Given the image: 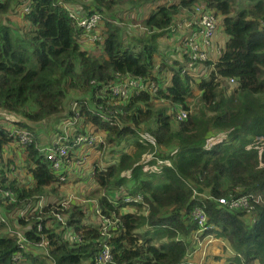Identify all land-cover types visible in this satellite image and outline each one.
I'll return each mask as SVG.
<instances>
[{
  "label": "trees",
  "instance_id": "16d2710c",
  "mask_svg": "<svg viewBox=\"0 0 264 264\" xmlns=\"http://www.w3.org/2000/svg\"><path fill=\"white\" fill-rule=\"evenodd\" d=\"M143 1L155 5L145 25L158 33L149 41L125 43L123 30L112 25L106 12L114 0H0V15H24L34 27L21 34L0 23V109L35 123L67 121L78 113V132L92 124L106 133L107 147L118 149L111 151L114 162L95 164L92 178L103 194L98 206L104 219L102 226L89 225L82 207H57L68 175L57 174L40 152L37 132L0 120V206L33 244L22 246L0 225V264H17L15 254L23 264H95L105 247L111 250L110 264H193L188 255L197 247L191 241L210 234L233 251L223 264H264V0ZM197 6L221 19L219 34L224 36L217 60L197 66L207 75L201 78L186 70V58L178 67L155 63L158 38ZM71 12L78 17L97 13L107 21V30L105 25L100 32L104 42L89 46L102 47L101 56L82 45L83 31ZM164 73L170 74L169 81ZM117 75L149 78L158 92L134 93L124 105H115L102 90ZM230 79L235 86L228 84ZM193 87L199 92L195 109L189 105ZM72 94L83 98L74 99L77 110L68 113ZM159 98L187 111L188 118L176 122L154 105ZM14 130L29 131L32 143L10 150L17 144ZM21 151L29 162L28 184L4 167L7 155ZM8 190L15 195L12 203L1 197ZM251 195L262 199L251 217L217 201ZM52 196L55 204L49 201ZM41 199L48 205L33 212ZM196 207L209 218L203 232L192 217ZM20 211H27L24 218L14 216ZM56 213L65 215L67 223L59 222ZM68 231L76 233L79 243L66 240ZM42 241L47 251L41 254L35 249Z\"/></svg>",
  "mask_w": 264,
  "mask_h": 264
},
{
  "label": "built area",
  "instance_id": "2783aa9c",
  "mask_svg": "<svg viewBox=\"0 0 264 264\" xmlns=\"http://www.w3.org/2000/svg\"><path fill=\"white\" fill-rule=\"evenodd\" d=\"M26 11H28V9H26ZM13 16L19 18L24 15L19 16L16 14ZM70 16L78 19V25L83 31L82 45L84 47L104 42L103 36L100 33L103 24V18L100 14H84L78 17L76 13L71 12ZM220 22L221 19L215 16L211 11L205 9L204 6H197L194 10L188 13V17L185 20L178 25L175 24L176 26L171 27V33H178L184 37L183 57L187 59L186 70H189L190 66L192 68H196L197 66L201 67L207 62L212 61L213 51H216L219 57L220 50L217 49L216 43L219 39ZM115 79V81L104 87L102 94L103 96L106 94L111 95V98L113 99L112 103L118 106L124 105L128 98L134 93L148 92L151 95H156L158 92V86L149 78L145 79L131 75H117ZM228 84L232 87L235 86V79H230ZM77 107L78 104L74 103L73 106H71V110L76 112ZM173 112L176 113L174 117L176 122H182L188 118V112L185 110L174 108ZM75 115L76 116H73L72 119H67L65 123L60 125V132H57L52 136V143H47L39 148L47 161L51 162L52 168L57 174L66 173L69 177L76 175L79 178H85L89 175L90 166L92 167L91 161L86 159L88 152H97L98 149L104 148L106 146L107 135L105 132L98 130L97 127L92 124L86 125L84 133L78 132L75 127V122L78 121L77 117L79 114L76 113ZM14 133L17 138L15 140L17 144L10 146V150H12L14 146V148L18 146L25 147L32 143L31 133L29 131L14 130ZM14 176H16V173H14ZM1 197L4 201H9L11 203L15 201V195L10 190L2 192ZM49 201L54 203V200ZM130 201V199H127V202L130 203ZM217 201L221 206H224L230 211H240L244 213L246 217H251L255 210V205L260 204L262 199L261 197L251 195L240 197L231 196V198H220L217 199ZM38 202V205L33 209V212L35 213H39L46 205H48V202H46L45 199H41ZM56 205L62 210L65 209L63 203H57ZM26 213L27 211H20L14 216L24 218ZM96 213L102 220L104 219L101 216V210L98 205ZM55 217L62 224H66L61 214L56 213ZM192 217L199 226V232H203L207 229L206 227L209 218L203 208H194L192 211ZM108 223L110 222L108 221ZM0 225H4L7 228L8 234L10 233L12 236H16L18 243L22 246L31 244L25 236V231L21 228L13 227L7 216L0 214ZM106 229L107 226L104 228L103 234L106 232ZM39 232H42L41 227ZM66 240L71 243H79L80 238L76 233L68 231ZM212 241L208 240V244H211ZM45 246L46 243L42 241L40 244L36 245V248L46 253L47 250ZM200 251L203 252L202 250ZM21 258L20 254H15L13 256V261L17 264H23L21 263ZM111 260L112 254L109 247L103 248L94 259L95 264H110Z\"/></svg>",
  "mask_w": 264,
  "mask_h": 264
},
{
  "label": "rangeland",
  "instance_id": "374dc122",
  "mask_svg": "<svg viewBox=\"0 0 264 264\" xmlns=\"http://www.w3.org/2000/svg\"><path fill=\"white\" fill-rule=\"evenodd\" d=\"M93 0H89L86 2L92 3ZM115 5L112 8V10H107V15L112 19L113 22L112 25H117L123 30L122 37L125 39L126 42H131L135 39H141L145 41L150 40V36L153 34L158 33L157 31H151L149 28L145 25V18L146 16L152 12V8L155 7V5H147L143 0H114ZM173 0H167L166 2H171ZM69 7V4H68ZM79 7V6H78ZM5 16V15H4ZM0 15V23H8L11 24L14 28L18 30L21 34L29 33L30 31L34 30V27L29 24L27 20L23 17H19V21H11L9 16L6 15L4 17ZM106 16V15H105ZM181 17H178L176 19V25H178L181 20L185 19L187 16V12L180 15ZM107 22V21H106ZM106 22L102 24V30L105 31V25L107 30V24ZM175 25V26H176ZM182 35L178 33H167L166 36L163 38H158L157 40V46L158 51L155 56L156 61L155 63L157 65H160L161 62H168L171 66H177V63H183L185 62V59L183 57L184 52V46L179 45L180 38ZM219 39L217 40L216 47L219 50L224 41V36L222 34H219ZM136 43V42H135ZM133 44V43H132ZM93 48V47H92ZM87 49H90L87 47ZM96 57H99L102 55V47L97 46L93 49H90ZM212 59L217 60L218 53L216 51H213L212 53ZM212 60V61H213ZM178 67V66H177ZM191 71H193L194 77L201 78L207 76L205 72H203L199 67L192 68L190 66ZM189 69V70H190ZM165 75L166 81L170 80V74H162ZM198 80V79H197ZM228 90L231 91L232 89L228 86ZM193 94L194 98H192L189 101V105L192 109H195L199 103V92L197 91L196 87H193ZM83 96L79 94H72L69 97V101L67 104V111L69 113L71 106L74 104V99H82ZM154 105L159 108L160 110H164L167 113H171L172 115H176V113L173 112V109L175 108L174 105H172L170 102L165 101L163 98H159L155 100ZM66 117L67 114L65 113L63 117ZM76 116V115H74ZM2 122H4L5 125L10 126L13 125L7 120L0 119ZM63 118L60 119H49L47 122H45L44 127L40 129H33L37 134L39 135V141L40 146L46 145L47 143L51 142V137L54 133H57L59 131L61 122ZM66 121V120H63ZM88 124V123H87ZM86 124V125H87ZM124 147V146H123ZM116 147H111L108 145L104 148L98 149V151H90L88 152L86 159L90 160L92 163V167L89 168V175H87L85 178L79 179L77 176L72 175L69 177L68 181L69 184L65 185L59 193L58 200L64 204V210H69L73 206H80L85 209L86 216L84 221H86L87 224H94V225H101L102 221L98 216L95 214V208L96 205L99 204V198L102 196V191L98 192V186L95 182V180L92 179V172L95 168V164H99L101 167H105L106 161L108 159L112 160L111 157L115 156L116 154H112L111 151L118 150L115 149ZM161 153L160 149L155 148V152ZM151 155V154H150ZM147 161L149 160V157H146ZM5 165L4 167L7 170V167L11 170L9 174L11 177H14V173L18 175V177L21 178V181L28 183L30 181V177L27 175V167L29 162H27L26 156L24 152H16L14 154L7 155L6 159H4ZM114 162V160H112ZM97 166V165H96ZM14 167V168H13ZM2 165L0 163V172H1ZM26 172V173H24ZM9 175V176H10ZM121 193H125V191H121ZM126 194V193H125ZM118 193L114 195L117 197ZM51 196V195H50ZM53 199L57 198L56 196H52ZM57 200V199H54ZM117 200V199H116ZM139 201H142L141 199ZM125 211V210H124ZM0 214L7 216L9 218V221L13 227H15V218L11 219L10 212L6 210L5 207L0 206ZM15 214V213H13ZM64 222H66L65 215H61ZM14 221V223H13ZM111 222V221H110ZM67 223V222H66ZM102 226V225H101ZM8 231V230H6ZM8 233V232H7ZM5 234V233H3ZM193 239V238H192ZM208 240L212 241L211 244H208ZM202 243V245H201ZM191 244H193L194 248L197 247L195 252H192L189 254L188 261L190 263H196V264H223L228 259L229 256L233 254V251L230 248H226L228 244L226 242H223L221 239L216 238L214 234H210L209 236L205 237L202 242H199L198 239H193L191 241ZM191 245V247H193ZM39 253H45L44 251H41L39 249H35ZM202 250L203 252H200ZM220 258L222 261H217V259Z\"/></svg>",
  "mask_w": 264,
  "mask_h": 264
},
{
  "label": "water",
  "instance_id": "95a60500",
  "mask_svg": "<svg viewBox=\"0 0 264 264\" xmlns=\"http://www.w3.org/2000/svg\"><path fill=\"white\" fill-rule=\"evenodd\" d=\"M0 119H4L7 120L8 122H10L13 125H19V124H24V125H28L31 129H40L42 127H44L45 122L43 123H35V122H31L29 120H25L24 118L16 115L13 112H10L8 110H3L0 109Z\"/></svg>",
  "mask_w": 264,
  "mask_h": 264
},
{
  "label": "crops",
  "instance_id": "0c3cea01",
  "mask_svg": "<svg viewBox=\"0 0 264 264\" xmlns=\"http://www.w3.org/2000/svg\"><path fill=\"white\" fill-rule=\"evenodd\" d=\"M188 13H189V11L187 12V16H186V18L188 17ZM9 18H10V20L11 21H19L18 20V17H15V16H13V15H9ZM185 18V19H186ZM185 19H183V20H185ZM183 20H181V22L183 21ZM176 23V22H175ZM170 34H172L171 32H169ZM181 35V34H180ZM182 37V36H181ZM220 37V36H219ZM184 44V37H182V38H180V42H179V45H183ZM170 79H171V77H170ZM176 108V107H175ZM55 135V133L52 135V136H54ZM52 137H51V142H52ZM50 142V143H51ZM42 146V145H41ZM106 166V165H105ZM24 173H26V172H24ZM29 176V175H28ZM76 176V175H75ZM79 178V177H78ZM68 179H69V176H68ZM68 179H67V181H68ZM79 179H82V178H79ZM93 179V178H92ZM28 183H31V179H30V181L28 182ZM28 183H26L25 182V184H28ZM68 184H69V181H68ZM51 198V197H50ZM50 200H54L53 198H51ZM96 208H97V205H96ZM96 208H95V210H96ZM95 212V211H94ZM96 215H97V213H96ZM98 216V215H97ZM98 218H100L101 219V217L100 216H98ZM201 252V251H200ZM193 264H196V263H193Z\"/></svg>",
  "mask_w": 264,
  "mask_h": 264
}]
</instances>
